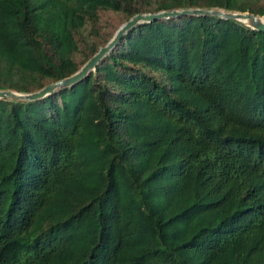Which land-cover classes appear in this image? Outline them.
<instances>
[{
	"label": "trees",
	"instance_id": "1",
	"mask_svg": "<svg viewBox=\"0 0 264 264\" xmlns=\"http://www.w3.org/2000/svg\"><path fill=\"white\" fill-rule=\"evenodd\" d=\"M185 8L264 19V0H0V90ZM0 264H264V32L141 24L76 85L0 100Z\"/></svg>",
	"mask_w": 264,
	"mask_h": 264
},
{
	"label": "water",
	"instance_id": "2",
	"mask_svg": "<svg viewBox=\"0 0 264 264\" xmlns=\"http://www.w3.org/2000/svg\"><path fill=\"white\" fill-rule=\"evenodd\" d=\"M186 16L217 17L223 20L236 21L252 30L264 32L263 17H258L249 13L230 12L221 9L185 8L160 11L157 13L136 14L120 25L113 34L112 38L103 47L99 48V50L73 75L48 84L42 89L31 93L0 90V100L33 102L48 97L59 90L70 88L86 78L90 72L94 71L97 65L115 49L124 36L136 26Z\"/></svg>",
	"mask_w": 264,
	"mask_h": 264
},
{
	"label": "rangeland",
	"instance_id": "3",
	"mask_svg": "<svg viewBox=\"0 0 264 264\" xmlns=\"http://www.w3.org/2000/svg\"><path fill=\"white\" fill-rule=\"evenodd\" d=\"M111 17V18H110ZM110 17H107V20L110 22L117 23L118 22V17H116L115 15H111Z\"/></svg>",
	"mask_w": 264,
	"mask_h": 264
}]
</instances>
